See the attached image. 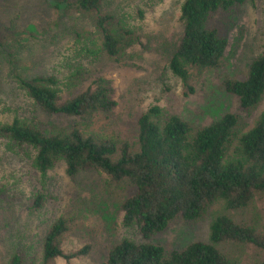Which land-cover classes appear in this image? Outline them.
Returning a JSON list of instances; mask_svg holds the SVG:
<instances>
[{"label": "rangeland", "instance_id": "obj_1", "mask_svg": "<svg viewBox=\"0 0 264 264\" xmlns=\"http://www.w3.org/2000/svg\"><path fill=\"white\" fill-rule=\"evenodd\" d=\"M64 1L0 0V37L4 39L0 118L4 121L27 119L46 133L79 128L127 142L136 151L139 119L153 107L161 110L158 122L178 116L195 131L231 113L239 121L238 137L264 113V97L255 109L246 111L223 87L226 80L246 79L252 62L264 50V0H247L237 12L219 11L211 17L209 27L228 39L226 53L218 68L191 69L187 85L169 67L183 36L180 10L185 0H101L103 13L114 15L117 25L139 37L117 60L101 50L94 17L64 8ZM78 73L81 77L76 79ZM38 77L57 80L61 101L103 79L113 89L116 106L85 118L49 116L19 86V78ZM8 146L0 140V264H10L20 252L28 257L27 264H40L43 239L58 219L68 226L61 241L65 252L84 247L90 251L69 262L57 259L51 264H104L110 251L125 239L161 245L168 254L195 242L208 243L211 224L219 214L264 234V196L257 195L238 211H226L223 202H215L198 221L178 218L145 241L136 227L123 224L122 205L135 191L128 181L115 184L95 170L69 177L63 162L43 179L33 168V150ZM39 194L47 198L46 203L34 210L33 200ZM219 250L238 264L264 261V252L251 245L224 243Z\"/></svg>", "mask_w": 264, "mask_h": 264}, {"label": "trees", "instance_id": "obj_2", "mask_svg": "<svg viewBox=\"0 0 264 264\" xmlns=\"http://www.w3.org/2000/svg\"><path fill=\"white\" fill-rule=\"evenodd\" d=\"M246 1L183 2V36L169 67L184 84H188L191 69H215L224 58L228 39L209 27L211 17L219 11L237 12ZM61 5L94 17L101 50L110 58L117 60L139 41L133 30L116 24L114 15L101 11V0H65ZM3 40L0 37V48ZM18 82L27 97L49 116L85 118L108 113L116 106L113 89L103 79L66 101H61L54 77L19 78ZM223 87L238 98L242 110L255 109L264 97V50L252 62L246 79L226 80ZM160 116L158 107L141 116L136 151L127 142L79 128L46 133L38 123L18 117L11 122L0 118V140L7 141L9 149L33 150V168L43 179L63 162L69 177L95 170L112 183L128 181L135 191L122 205L123 224L136 227L145 241L163 233L178 218L198 221L215 202H223L226 211H238L255 196H264V113L239 137V121L231 113L196 131L178 116L158 122ZM46 199L37 195L32 208L41 210ZM67 232L64 219L50 226L42 242L40 264L57 259L69 262L89 253V247L66 253L61 241ZM224 243L251 245L264 252V234L219 214L211 224L208 243L195 242L168 254L161 245L125 239L110 251L104 264H238L219 250ZM27 260L20 252L13 255L10 264H27Z\"/></svg>", "mask_w": 264, "mask_h": 264}]
</instances>
